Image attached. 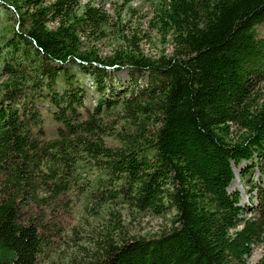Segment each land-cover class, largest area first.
Instances as JSON below:
<instances>
[{
    "label": "trees",
    "instance_id": "trees-1",
    "mask_svg": "<svg viewBox=\"0 0 264 264\" xmlns=\"http://www.w3.org/2000/svg\"><path fill=\"white\" fill-rule=\"evenodd\" d=\"M0 7V264H245L264 246V186L244 206L228 191L242 162L264 176V0H157L156 56L86 50L109 22L88 2ZM143 214L168 222L139 233Z\"/></svg>",
    "mask_w": 264,
    "mask_h": 264
},
{
    "label": "rangeland",
    "instance_id": "rangeland-1",
    "mask_svg": "<svg viewBox=\"0 0 264 264\" xmlns=\"http://www.w3.org/2000/svg\"><path fill=\"white\" fill-rule=\"evenodd\" d=\"M90 3L109 15L105 34L100 37L84 36L83 46L86 50H91L100 56H110L114 49L121 47H131L132 40L145 55L156 56L161 53L169 54L172 50L171 37L163 34L149 24L157 0H81V3ZM13 18L6 16L0 7V33L3 28L12 25ZM51 25V24H50ZM259 36H264V24L256 25ZM75 69V68H73ZM75 77L79 79L80 86L85 90V104L92 106L98 94L92 78L86 73L74 70ZM112 85L119 87L122 82H128V74L125 68L111 71ZM143 82V81H142ZM140 81V83H142ZM51 126V125H49ZM242 162L239 167H234L235 176L228 186V191H237L240 198V205H249L255 202V193L251 183L256 182L264 186V176L259 177V171L254 168L247 175L241 177L239 168L244 166ZM166 217L141 215L134 223L139 233L157 230L160 226L167 223ZM264 246L254 245L252 251L246 256L245 264H252L263 253Z\"/></svg>",
    "mask_w": 264,
    "mask_h": 264
}]
</instances>
